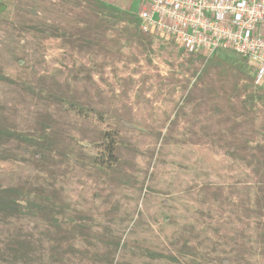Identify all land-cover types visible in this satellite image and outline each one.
Wrapping results in <instances>:
<instances>
[{"label":"rangeland","instance_id":"rangeland-1","mask_svg":"<svg viewBox=\"0 0 264 264\" xmlns=\"http://www.w3.org/2000/svg\"><path fill=\"white\" fill-rule=\"evenodd\" d=\"M78 10L71 1L37 0L36 18L41 25L53 22L69 30ZM199 57L207 62L203 56L155 36L150 49L136 42L125 46L118 59L84 55L73 51L64 38L46 40L0 22V69L27 80L35 76L63 80L68 75L73 80L92 74L93 84L80 80L74 85L92 94L95 107L116 112L122 120H97L86 107L66 106L64 117L75 127L74 134L78 136L77 130L84 124H94L125 136L134 145L123 156L135 164V187L116 188L109 183L103 163L108 154L94 144L83 143L82 150L96 161H82L76 152L65 164L55 165L51 175L28 161L29 151L0 160V179L6 184L51 183L61 189L69 206L65 221L73 224L75 211L86 214L94 236V246L77 238L76 247L112 260L71 255L69 264H264L258 236L264 226L259 228L257 218L247 212L255 207L258 194L251 167L228 157L226 149L216 145L175 140L162 144L168 118L174 119L196 81L192 75L202 69ZM0 103L17 108L24 130L33 126L44 108L3 84ZM128 118L132 125H123ZM171 135L178 140L190 136L185 118ZM18 229L30 232L38 246L29 264L50 262L48 226L12 219L0 224V264H14L6 259L5 244ZM98 235L108 238L110 244Z\"/></svg>","mask_w":264,"mask_h":264},{"label":"trees","instance_id":"trees-1","mask_svg":"<svg viewBox=\"0 0 264 264\" xmlns=\"http://www.w3.org/2000/svg\"><path fill=\"white\" fill-rule=\"evenodd\" d=\"M64 1H71L79 9L72 17L73 27L69 30L53 22L39 24L37 0H0V22L22 34H33L46 40L64 38L73 51L84 55L118 59L125 46L136 42L145 50L151 48L153 36L140 29L142 21L135 12L103 0ZM110 32L114 35L110 36ZM193 58L191 64H194ZM199 59L202 69L192 75L196 81L191 88L188 89L189 84L185 86L187 94L174 119L168 118L166 125L170 123L162 144L169 145L175 140L181 144L216 145L226 149L228 157L250 166L258 194L255 207L247 212L257 218L260 228L264 226V88L256 83L252 75L254 68L248 59L235 50L222 49L207 62ZM80 80L86 85L94 83L90 73L73 80L69 75L63 80L56 76H35L27 80L0 69V84L11 86L25 99L44 105L33 126L24 130L18 122L17 108L0 103V160L15 159L17 152L29 151L28 161L51 175L55 165L65 164L76 152L82 161H96L82 150L83 143L94 144L108 154L103 157V163L109 183L116 188L135 187L138 185L132 173L135 164L123 156L124 150H133L134 145L125 136L113 135L94 124H84L76 136L75 127L64 117L65 107L69 106L86 107L97 120H122L116 112L95 107L92 94L86 88L82 92L74 85ZM173 87L175 89L176 84ZM104 99L99 96L100 101ZM182 118L189 124L190 136L178 140L171 134ZM122 122L132 125L129 118ZM118 130L122 132L120 127ZM68 208L61 189L55 184H6L0 179V224L12 219L46 224L52 241L50 262L46 264H69L71 255L112 262L110 257L99 252L90 253L83 246L76 247L77 238L87 242L89 247L94 246V236L89 231L86 214L75 211L71 216L75 222L65 221ZM98 236L110 244L108 238ZM258 236L262 238L264 253V232ZM5 249L9 262L29 264L38 246L30 232L18 229L7 240Z\"/></svg>","mask_w":264,"mask_h":264},{"label":"built area","instance_id":"built-area-1","mask_svg":"<svg viewBox=\"0 0 264 264\" xmlns=\"http://www.w3.org/2000/svg\"><path fill=\"white\" fill-rule=\"evenodd\" d=\"M143 32L209 60L241 53L264 88V0H135Z\"/></svg>","mask_w":264,"mask_h":264},{"label":"crops","instance_id":"crops-1","mask_svg":"<svg viewBox=\"0 0 264 264\" xmlns=\"http://www.w3.org/2000/svg\"><path fill=\"white\" fill-rule=\"evenodd\" d=\"M107 3L119 6L123 9L135 12L136 9V3L135 0H103Z\"/></svg>","mask_w":264,"mask_h":264}]
</instances>
